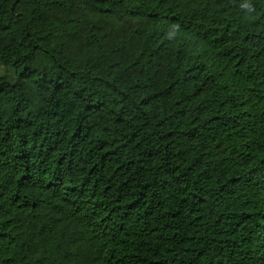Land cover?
<instances>
[{
  "label": "trees",
  "instance_id": "trees-1",
  "mask_svg": "<svg viewBox=\"0 0 264 264\" xmlns=\"http://www.w3.org/2000/svg\"><path fill=\"white\" fill-rule=\"evenodd\" d=\"M0 264H264V0H0Z\"/></svg>",
  "mask_w": 264,
  "mask_h": 264
}]
</instances>
